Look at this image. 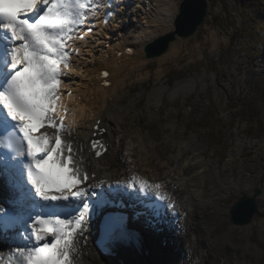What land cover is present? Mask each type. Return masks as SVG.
Listing matches in <instances>:
<instances>
[{"label":"snow or ice","instance_id":"6c2138e0","mask_svg":"<svg viewBox=\"0 0 264 264\" xmlns=\"http://www.w3.org/2000/svg\"><path fill=\"white\" fill-rule=\"evenodd\" d=\"M103 3L0 0V178L11 193L4 201L7 207L0 204V238L8 240L9 247L16 245L10 247L8 264H73L76 238L105 203L91 202L99 184L79 186L89 176L74 167L72 144L63 139L70 129L65 117L56 115L61 80L67 75L64 69L71 66L72 54H79V49L70 48V42L84 40L92 32L88 25ZM108 4L106 22L118 6L114 0ZM35 125L51 127L55 134L34 132ZM49 163L69 167V176L77 183H64L45 172L42 165ZM117 183L126 188L138 185V191L146 196L154 192L168 209L177 212L160 183L152 185L135 177ZM72 204L77 206L69 211ZM126 219L120 212L109 213L104 218L106 236L121 238Z\"/></svg>","mask_w":264,"mask_h":264},{"label":"rangeland","instance_id":"374dc122","mask_svg":"<svg viewBox=\"0 0 264 264\" xmlns=\"http://www.w3.org/2000/svg\"><path fill=\"white\" fill-rule=\"evenodd\" d=\"M141 21L139 13L122 21L126 25L122 32L136 34ZM175 42L181 48L179 55L153 58L145 68H137L142 77L128 78L123 95L115 101L114 114L123 123L124 134L117 161L130 148L149 161L140 170L148 176L164 160L169 163L166 170L186 172L176 181L189 173L200 182L197 172H189L195 155L209 162L210 173L222 169L219 161L231 154L239 157L240 151L244 165L259 161L257 169L264 176V0L255 5L208 0L207 17L198 32ZM195 77L197 83L176 90L177 84ZM155 90L157 99L151 96ZM87 121L77 132L88 131ZM145 139L150 141L147 147ZM234 170L238 173L239 165ZM187 190L181 193L183 199ZM240 197L233 195L230 201L235 204ZM256 236L261 244L264 233Z\"/></svg>","mask_w":264,"mask_h":264},{"label":"bare ground","instance_id":"6f19581e","mask_svg":"<svg viewBox=\"0 0 264 264\" xmlns=\"http://www.w3.org/2000/svg\"><path fill=\"white\" fill-rule=\"evenodd\" d=\"M127 3L129 4L127 10L117 13L113 24L97 32L93 44L84 50L81 64H77L72 69L73 75L67 78L65 88L61 89L60 110L62 106L69 110L72 124L71 138L80 150H82L80 146H85L83 143L88 142L89 137L96 131L94 127L98 120H101V127L108 128V132L103 135L110 142L108 157L105 158L104 155L100 159L95 158L88 144L85 146V151L82 150L85 157L83 167L96 173L102 172V165H107V162L118 158V146L124 134L122 135L123 123L116 121L114 109L115 101L123 95V85L126 80L142 77L137 68H145L153 58L163 60L170 54L179 55L181 50L177 42H172L168 51L157 57L149 58L145 50L153 38L166 32H174L175 20L180 13V0H127ZM136 13L142 15L143 19L138 32L123 33L124 25L121 24V20L126 21L129 16L133 17ZM126 46H134L135 52L123 53L122 60L117 58L119 55L117 50L123 51ZM106 50H110V57L105 56ZM262 66H264V60ZM106 71L110 72L109 76H104ZM196 79L195 77L185 83L180 82L176 85V90L188 89L190 83H197ZM158 95L157 90L151 94L154 99H157ZM86 120L89 124L88 131L77 132L78 127ZM145 140L147 147L150 141ZM238 146H242L241 142ZM237 154L239 157L231 154L222 162L219 161L222 169L217 168L210 173L207 172L209 162L195 155L189 172H197L201 179L200 182H194L193 177H189L188 173L179 180L186 182V188L189 189L190 194V198L187 196L181 199V204L186 209H198L202 220L196 223L189 218V230L186 233L177 234L178 240L181 239L183 242L174 251L164 250L157 245L160 235L150 230L146 238L152 243L155 251L146 257L139 249L131 248L125 252L127 264H195V262L196 264H264V236L261 244H259V237L256 236V232L264 233V218L259 219L258 213L253 223L239 225L230 217L234 204L230 198L233 195L235 197L253 195L254 191L260 188L261 196L259 198L258 194L256 199L260 208L264 207V176L257 169L259 161L245 166L243 154L240 151ZM168 164L163 160L155 165V172L153 171L150 177L144 176L138 172V169L149 166V161L138 157L136 151L132 152L129 148L117 164L125 171L122 172V168L114 169L105 178L113 181L124 179L119 176L121 174L127 177L126 179L136 175L139 178L155 180V182L171 181L177 184L175 180L186 172L166 170ZM237 165L240 168L238 173L234 170ZM3 186L4 183L0 179V189ZM182 189L183 187L179 188L176 193H181ZM95 226V224L92 225L85 234L83 242L79 243L78 254H75L79 257V264H120L113 258L103 257L100 254L102 249L94 245ZM112 251L115 252L116 249ZM157 253L160 254V259L156 256ZM183 254H186L184 259ZM188 256H192L191 260L186 259Z\"/></svg>","mask_w":264,"mask_h":264},{"label":"water","instance_id":"95a60500","mask_svg":"<svg viewBox=\"0 0 264 264\" xmlns=\"http://www.w3.org/2000/svg\"><path fill=\"white\" fill-rule=\"evenodd\" d=\"M207 12V0H183L180 13L175 20L174 32H167L151 42L146 48L147 56L151 58L160 56L168 51L177 37L189 38L196 34L204 23ZM258 193L260 194V190ZM258 210L255 198L243 197L232 210L233 219L239 224L248 223Z\"/></svg>","mask_w":264,"mask_h":264},{"label":"trees","instance_id":"16d2710c","mask_svg":"<svg viewBox=\"0 0 264 264\" xmlns=\"http://www.w3.org/2000/svg\"><path fill=\"white\" fill-rule=\"evenodd\" d=\"M240 1L243 5H255L259 2H262V0H238ZM208 127V125H206Z\"/></svg>","mask_w":264,"mask_h":264}]
</instances>
